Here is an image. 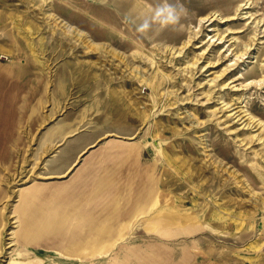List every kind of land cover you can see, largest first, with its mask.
<instances>
[{
    "label": "rangeland",
    "instance_id": "374dc122",
    "mask_svg": "<svg viewBox=\"0 0 264 264\" xmlns=\"http://www.w3.org/2000/svg\"><path fill=\"white\" fill-rule=\"evenodd\" d=\"M263 20L264 0H0V264H264Z\"/></svg>",
    "mask_w": 264,
    "mask_h": 264
},
{
    "label": "crops",
    "instance_id": "0c3cea01",
    "mask_svg": "<svg viewBox=\"0 0 264 264\" xmlns=\"http://www.w3.org/2000/svg\"><path fill=\"white\" fill-rule=\"evenodd\" d=\"M93 144H91V146H92ZM95 145V144H94ZM110 145H112V144H110ZM94 147V146H93ZM87 150V151H86ZM90 148H88V149H85L82 153V155L80 156V159L77 161V163L78 164H80L81 163V161H82V159L90 152ZM86 151V152H85ZM107 153H109L108 151H103L101 154H106V156H108V157H110L109 155H107ZM123 154V153H122ZM124 157L127 159L128 158V156H122L121 155V160H124ZM111 158V157H110ZM77 164V165H78ZM92 164H94V163H91V165ZM90 165V166H91ZM89 165L87 166V168L88 167H90ZM87 168L85 169V171L87 170ZM83 172V175H80V176H78L75 180H72L71 182H68V183H66V184H62V191H59L60 193H59V195H60V197H62L61 198V200L59 199V203H62V204H68L69 202H70V200L72 201V200H74V199H78V200H80L81 198H79V197H77V194H79V195H84V192H86V189H85V186H84V188H82V185H84L85 184V173L86 172ZM86 178H88V177H86ZM94 183H95V181H94ZM94 185V184H93ZM77 190H79V193H76L77 192ZM88 190H90V189H88ZM90 194V193H89ZM94 194H98L97 192H96V190H94ZM64 197H66V199L64 198ZM84 199H85V196H84ZM60 201H62V202H60ZM87 201V200H86ZM78 203H80V202H78ZM81 204V203H80Z\"/></svg>",
    "mask_w": 264,
    "mask_h": 264
},
{
    "label": "clouds",
    "instance_id": "9594fccd",
    "mask_svg": "<svg viewBox=\"0 0 264 264\" xmlns=\"http://www.w3.org/2000/svg\"><path fill=\"white\" fill-rule=\"evenodd\" d=\"M186 14V9L182 4H168L166 3L163 7H157L154 10V19L159 20L165 26L177 25L180 23L181 16ZM149 28L147 22L141 24L137 31L144 33Z\"/></svg>",
    "mask_w": 264,
    "mask_h": 264
},
{
    "label": "bare ground",
    "instance_id": "6f19581e",
    "mask_svg": "<svg viewBox=\"0 0 264 264\" xmlns=\"http://www.w3.org/2000/svg\"><path fill=\"white\" fill-rule=\"evenodd\" d=\"M241 4V3H240ZM240 4H237V6L239 5V7L238 8H236V10L239 12H241V10L240 9H242L243 7H240ZM246 6V5H245ZM235 9V8H234ZM247 11H245V13H246ZM246 15V14H245ZM235 15H233L232 17H234ZM237 16V15H236ZM253 16V15H252ZM251 16V17H252ZM230 17V16H229ZM254 17V16H253ZM255 17H257V16H255ZM254 17V18H255ZM263 19V16H261L260 18H258V22L260 21V20H262ZM253 20V19H252ZM263 22H264V20H263ZM261 26V25H260ZM260 26L258 27V23L254 26V27H252L253 29H254V36L256 37L257 36V38H262V37H264V29H260ZM263 26V25H262ZM262 28V27H261ZM68 29H70V28H68ZM230 32H233V30L231 31L230 30ZM258 35H261L260 37H258ZM262 42V41H261ZM264 59V58H263ZM264 69V68H263ZM233 81V80H232ZM260 84V83H259ZM235 113V112H234ZM254 122V121H253Z\"/></svg>",
    "mask_w": 264,
    "mask_h": 264
},
{
    "label": "water",
    "instance_id": "95a60500",
    "mask_svg": "<svg viewBox=\"0 0 264 264\" xmlns=\"http://www.w3.org/2000/svg\"><path fill=\"white\" fill-rule=\"evenodd\" d=\"M94 146H95V145H94ZM86 151H87V150H86ZM86 151H85V152H86Z\"/></svg>",
    "mask_w": 264,
    "mask_h": 264
}]
</instances>
